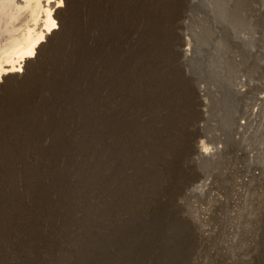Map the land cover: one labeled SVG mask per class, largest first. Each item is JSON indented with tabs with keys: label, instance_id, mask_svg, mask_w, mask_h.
Wrapping results in <instances>:
<instances>
[{
	"label": "bare ground",
	"instance_id": "1",
	"mask_svg": "<svg viewBox=\"0 0 264 264\" xmlns=\"http://www.w3.org/2000/svg\"><path fill=\"white\" fill-rule=\"evenodd\" d=\"M174 3L184 9L183 20L172 25L167 14ZM67 5L0 0V264H264L258 223L247 258L217 247L216 254L208 251L212 259L201 260L219 234L203 226L196 248L188 220L173 206L189 165L203 175L185 188L195 196L215 189L218 215L232 168L245 172L244 181L264 182V160L253 165L264 155V140L250 144L264 129V87L244 74L246 60L258 54L255 45L248 49L247 38L235 36L241 51H234L239 66L230 89L253 102L230 138L201 126L198 136L204 133L212 146L201 149L194 140L183 157L186 139L180 145L168 139L178 121L163 112L181 120L196 110L207 120L205 103L197 100L210 95L191 66L193 49L185 46L193 0H78L68 40L54 47L66 29ZM159 49L169 61L164 73L153 61ZM43 52L53 56L42 62L49 74L32 77ZM11 83L19 85L6 89ZM94 212L101 224L78 229ZM217 228L238 247V226Z\"/></svg>",
	"mask_w": 264,
	"mask_h": 264
},
{
	"label": "rangeland",
	"instance_id": "2",
	"mask_svg": "<svg viewBox=\"0 0 264 264\" xmlns=\"http://www.w3.org/2000/svg\"><path fill=\"white\" fill-rule=\"evenodd\" d=\"M77 1L78 0H69V5L67 6H70V8L68 7V9L63 12V20L66 29H64L61 37L57 38L54 47L68 38V30L72 22L70 13ZM174 4V9L167 14L170 24H174L175 21L178 22L179 20H183L182 10L184 7L180 3ZM179 24H177V29H179L181 25ZM185 29V46L190 47L194 51L191 66L203 83L207 85L208 90L210 89V95L207 97L203 96L201 101L199 99L197 100V102L205 103L207 120L203 119V121L199 119L196 110L191 112L187 119L181 120V116L178 114L172 116L163 112L166 119L169 120L170 117V120L173 118L178 121L174 129L171 127L169 131H167L169 132L168 139H170L173 144L177 142L179 145L181 144V139L184 137L188 141L187 144L186 140L184 142L185 145L182 150L183 157L191 153L195 143L194 140H196V145L201 149L208 145L212 146L208 136H203L204 133L198 136V133L201 131V126L207 127L211 133L213 132L212 134H221L224 140L227 137L230 138V128L237 124V121L244 115V111L248 104L253 102V99L249 96L250 94L246 95L247 97L234 96L230 89L232 72L237 70L239 66L233 59L234 51H241L240 44L237 45L235 40L236 35L241 34L247 38L246 42L248 43L245 46L246 48L250 49V47H254L255 45L258 54L246 60L244 64V74L246 73L245 75L252 84L260 85L261 83V87H264V0H193V6L188 12ZM171 35L172 33H170L169 36L171 37ZM252 35L253 37L254 35L257 37V43L254 41V38H252ZM44 43L48 44L47 41H44ZM43 53L44 57L39 60L40 62L38 65H35L34 70L31 72L32 77L38 76L39 72H45L43 75L46 77L49 74L46 65L47 61H45L44 64L42 62L48 59V57L51 59L53 56L50 57L46 52ZM153 61L157 64V68L164 73V69L161 68L169 61L163 56L161 49L156 52ZM164 83L165 87L169 84L166 80ZM2 84H4V82L0 81V85ZM10 85L11 86H8L6 89L19 85V83H11ZM212 90L214 92H212ZM253 90L255 91L256 89L253 87L251 91ZM261 112H264V106ZM263 140L264 129H261L254 133L250 144L255 147ZM263 160L264 155L256 156L253 160V165H259ZM207 164L208 163L205 164L206 167L208 166ZM246 164L247 169L255 170L249 167L248 161ZM206 167H204V169ZM186 169L187 174L184 179L185 183L183 186L180 184L179 187H177V191L174 194V204L172 202L176 209V213L179 217L188 220L189 224L187 222L185 223L187 227L189 226L192 230L195 236L194 241L197 246L200 244L199 233L203 226V228L211 227L216 231L215 234H219L218 239L215 237L217 245L210 247L209 245L206 246L207 248L203 251L201 260L210 257L208 251L216 254L217 247L218 253L223 250L222 252L230 256H234V254H241V256H243L242 253L244 251L243 257L247 258V250L255 249V244L252 242L251 230L252 225L254 224L256 227L257 223L258 227H261L260 230L263 234L262 238L258 240L264 245L263 181H249V177L244 181L243 177L245 172L238 174V172H234L232 168L222 188L224 193L220 195V198H222L221 201L223 204L220 206L221 212L218 215L214 212L215 205L217 204V193L215 189L214 191H210L209 194H196L195 196L190 194L185 188L187 184L199 180L203 175V170L194 165H189ZM255 171L258 172L257 170ZM247 184L251 185V189L246 192L248 189ZM183 189L184 191H182ZM107 196L108 192H106L104 196L105 199ZM105 221L106 220H103V222ZM93 222L98 225L101 224L97 212L91 213L85 220L81 221L78 224V229L88 230L93 227H98ZM218 224L233 225V228L238 226L239 229L237 231L243 233L238 247H235L234 243L232 244V241L229 240L227 236L220 235L222 229L220 228L219 230V228H217L219 226ZM199 247L200 246L196 248ZM190 261L194 260L191 259Z\"/></svg>",
	"mask_w": 264,
	"mask_h": 264
}]
</instances>
